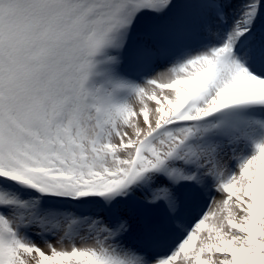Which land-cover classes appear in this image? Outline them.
Segmentation results:
<instances>
[{
  "label": "snow or ice",
  "instance_id": "1",
  "mask_svg": "<svg viewBox=\"0 0 264 264\" xmlns=\"http://www.w3.org/2000/svg\"><path fill=\"white\" fill-rule=\"evenodd\" d=\"M0 264H264V0H0Z\"/></svg>",
  "mask_w": 264,
  "mask_h": 264
}]
</instances>
